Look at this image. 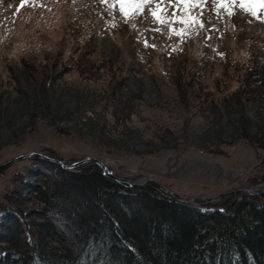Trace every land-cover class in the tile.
<instances>
[{
	"label": "rangeland",
	"instance_id": "374dc122",
	"mask_svg": "<svg viewBox=\"0 0 264 264\" xmlns=\"http://www.w3.org/2000/svg\"><path fill=\"white\" fill-rule=\"evenodd\" d=\"M174 8L189 11L161 5ZM202 19L182 42L147 6L126 19L113 0H0V193L12 173L44 172L30 154L92 158L199 206L262 189L264 76L246 72L264 75V22L212 3ZM66 226L62 237L77 231Z\"/></svg>",
	"mask_w": 264,
	"mask_h": 264
},
{
	"label": "trees",
	"instance_id": "16d2710c",
	"mask_svg": "<svg viewBox=\"0 0 264 264\" xmlns=\"http://www.w3.org/2000/svg\"><path fill=\"white\" fill-rule=\"evenodd\" d=\"M28 161L44 172L12 173L0 193V264H264V191L199 206L110 179L94 163ZM64 224L77 231L62 237Z\"/></svg>",
	"mask_w": 264,
	"mask_h": 264
},
{
	"label": "snow or ice",
	"instance_id": "6c2138e0",
	"mask_svg": "<svg viewBox=\"0 0 264 264\" xmlns=\"http://www.w3.org/2000/svg\"><path fill=\"white\" fill-rule=\"evenodd\" d=\"M102 2L108 3V0H102ZM113 3L119 5V11L126 19L130 15L135 16L137 13H142L147 6L151 11L153 22L161 26H167L170 34H176L181 38L182 42L185 33L191 29L193 24H198V29L207 30L202 19V12L204 6L208 3L216 5L218 9L226 11L229 15L233 14V9L236 6H239L240 9L264 22V15L258 13L255 7L259 3L264 8V0H167V3L173 6L180 4L188 5L189 7L188 13H182L179 9L174 8L171 16L161 9V5L165 3V0H113ZM193 11L199 14V19H193L191 15ZM217 15L219 16V11ZM176 25H179V28ZM145 46H148L147 41H145Z\"/></svg>",
	"mask_w": 264,
	"mask_h": 264
},
{
	"label": "water",
	"instance_id": "95a60500",
	"mask_svg": "<svg viewBox=\"0 0 264 264\" xmlns=\"http://www.w3.org/2000/svg\"><path fill=\"white\" fill-rule=\"evenodd\" d=\"M27 158H38V159H42V160H45V161H49L51 163H55V164H58L59 166H61L62 168H74L76 166H79L83 163H87V162H94L96 163L103 171V174L106 175L107 177H109L110 179H113V180H116V181H119V182H123V183H127L128 185L132 186V187H143V186H146V185H149V184H153L155 186H157L159 189H161L163 192L165 193H168L169 195L179 199V200H184L185 198L181 197V196H178L177 194L173 193V192H169L167 189H165L164 187L158 185L157 183H155L154 181L152 180H142V181H128V180H124V179H120V178H117L115 177L111 171L107 170L106 167L99 161L97 160H94L92 158H87V159H84V160H81V161H78V162H75L71 165H63L62 163H60L59 161L55 160V159H51V158H48V157H45V156H42L40 154H30L27 156ZM7 164H4L2 166H0V169L3 168L4 166H7ZM264 191V187L262 189H246V190H234V191H230V192H227V193H222L220 195H217L216 197L214 198H210V199H205V203H209V202H213L225 195H231V194H248V195H256V194H259L261 192ZM190 201L194 202L193 199H189Z\"/></svg>",
	"mask_w": 264,
	"mask_h": 264
}]
</instances>
